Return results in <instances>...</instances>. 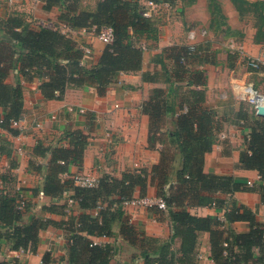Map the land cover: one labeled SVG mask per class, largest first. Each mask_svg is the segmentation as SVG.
Listing matches in <instances>:
<instances>
[{
  "label": "trees",
  "instance_id": "1",
  "mask_svg": "<svg viewBox=\"0 0 264 264\" xmlns=\"http://www.w3.org/2000/svg\"><path fill=\"white\" fill-rule=\"evenodd\" d=\"M42 1L47 9L62 8L60 17L70 26H96L98 29L111 26L114 38L105 46L98 61L86 67L83 48L60 28H36L19 11H12L2 18L0 106L6 107L7 112L0 125L14 135L19 133V128L13 126L12 120L23 115L24 94L21 83L7 82L11 70L19 68L27 78L48 77L40 85L46 98H62L66 88L72 84L89 83L95 85L99 92H104L121 71L142 69L143 50L132 41V33L149 35L154 32L155 35L156 32L151 18L142 15L139 3L134 0H99L92 10L80 8L81 0ZM184 1L188 5L196 0ZM232 1L239 13L243 10L255 12L258 21L255 38L264 43V0ZM209 8L213 20L220 22L224 15L219 1L209 0ZM168 50L175 62L172 74L163 63L165 82L169 86L155 87L151 96L143 102L142 110L151 117V140L162 145L161 159L152 168V179L158 180V196L167 204L165 211L168 210L171 217L173 233L167 240L145 233L138 235L133 224L124 216L122 202L133 198L137 186L145 190L148 185L146 170L127 172L121 178L103 174L94 187H81L74 183L73 178H62L61 175L68 170L69 160H81L87 144L82 131L74 130L67 137L70 147L53 149L42 189L44 194L53 198L72 189L70 197L84 209L77 221L78 226H71L70 264H109L115 253L114 246L95 243L80 231L99 236L112 235L116 219L121 220L123 236L141 247L145 264H196L200 231L210 233L211 256L216 264H264V222L257 219L250 207L230 199L236 191L246 190L247 182L233 175H216L204 170L205 155L216 140V112L206 100L205 69L190 71L186 64L190 59L202 64L214 63V60L198 44L195 52H190L188 44L174 45ZM143 78L149 79V73L144 72ZM251 110L257 122L251 124V133L245 139L242 164L259 171V190L264 202V116ZM177 161L181 167H177ZM171 177L176 183L169 184ZM68 201L62 205L52 204L51 209L66 211ZM187 202L201 205L228 202L227 220L248 221L251 229L247 233L223 229L222 220L191 213ZM155 209L160 208L156 206ZM29 211L26 204L22 208L18 206L15 195H0V240L5 237L13 249L30 248L35 251L39 231L54 222L36 215L25 220ZM177 237L181 239L179 248L172 245ZM257 249L259 255L255 252ZM0 264L21 263L18 259H2Z\"/></svg>",
  "mask_w": 264,
  "mask_h": 264
},
{
  "label": "crops",
  "instance_id": "2",
  "mask_svg": "<svg viewBox=\"0 0 264 264\" xmlns=\"http://www.w3.org/2000/svg\"><path fill=\"white\" fill-rule=\"evenodd\" d=\"M98 1L81 0L80 8L92 10ZM134 1L139 3L141 10L148 2ZM157 1L161 9L151 18L156 29L155 35L154 32L149 35L132 33V41L143 50L142 69L121 71L104 92H99L93 84H72L66 88L62 98H46L40 85L48 77L27 78L19 68L9 73L7 82L22 84L24 111L18 134L14 135L11 130L0 125V195H15L21 208L28 205L30 211L25 220L36 215L53 219L54 222L39 231L35 251L30 248L13 249L11 243L2 237L0 260L18 259L21 264H70L71 226H78L77 221L84 209L77 201H68L72 189L55 198L44 194L42 189L53 149L58 146L70 147L67 137L74 130L82 131L87 144L81 160H69L67 172L61 175L63 179H72L78 172H87L97 177L109 174L121 178L124 173L142 169L148 172V185L145 190L137 186L133 197H144L151 201L159 197L158 180L152 179V168L161 159L162 145L151 140V117L143 112L142 104L151 96L155 87L169 86L165 82L163 63L172 74L175 62L168 48L192 42L187 37L191 28L204 26L209 29L213 23L221 27L222 34L228 39L227 44L223 47L217 33L211 28L206 34L199 33L193 42L207 51L214 63L202 64L190 59L186 64L190 71L205 69L206 100L216 112V140L205 155L204 170L216 175H233L246 181L247 189L236 191L230 199L250 207L257 219L264 222V202L259 190L261 176L258 170L242 164L245 139L251 133V124L257 122L250 106L247 111L249 114L243 111L248 108L243 81L255 78V75L264 76V71L254 72L230 50L229 42L232 38L239 40L245 55L261 60L263 70L264 43L256 40L257 29L252 22L247 23L241 18L232 0H218L224 15L220 22L213 20L209 0H196L188 5L184 0ZM12 11L22 12L26 20L36 28H60L72 37L85 52L83 63L86 67L98 61L107 45L99 38L96 26H87L86 31L74 28L60 17L62 8L47 9L42 0H24L15 4L0 0V20ZM230 32L235 36H231ZM3 35L0 28V37ZM144 72L149 73V79L143 78ZM260 85L264 88V83ZM70 106L74 110H70ZM6 112L7 108L0 106V122ZM19 146L21 151L18 150ZM176 163L177 167H181L178 161ZM172 183H176L174 177L170 179L169 184ZM219 195L225 197L221 193ZM67 201L69 207L66 211L51 209L52 204L62 205ZM188 203V209L193 214L218 217L224 222L221 225L223 229H233L238 233H247L251 229L248 221L227 220L228 202L217 205ZM121 207L125 218L133 224L138 235L145 233L161 240H167L172 235L168 210L155 209L156 205L149 204H122ZM97 212L98 208L94 213ZM112 231V235L100 236L87 231L80 233L99 244L114 246L115 253L109 264H145L141 247L129 242L121 233V220L114 221ZM180 243L181 239L177 237L172 245L179 248ZM255 252L260 254L259 249ZM198 253L196 264H216L211 256L209 231H200Z\"/></svg>",
  "mask_w": 264,
  "mask_h": 264
},
{
  "label": "built area",
  "instance_id": "3",
  "mask_svg": "<svg viewBox=\"0 0 264 264\" xmlns=\"http://www.w3.org/2000/svg\"><path fill=\"white\" fill-rule=\"evenodd\" d=\"M8 4H15L22 2L24 0H4ZM166 2V1H164ZM161 9L160 3L157 0H148L146 7L142 9V15L147 18H152L155 13H158ZM83 31L87 30V27L82 28ZM208 32V28L204 26L200 27H193L191 28L188 33L187 37L190 41L188 43L190 47V52H195L197 48V44L193 41L197 37L199 33L206 34ZM98 36L99 38L104 41L105 43H111L113 41L114 35H113V28L111 26H102L98 29ZM229 48L230 50L237 55L239 59H241L242 62H246L247 66L250 67L254 72H263V63L258 58L253 57H247L245 55V51L243 46L240 44V41L237 39L232 38L229 42ZM89 51V49H87ZM184 61H186L184 59ZM251 71V72H253ZM244 84V97L248 102H250L251 107L255 110V113L257 114V107L259 105H264V92L259 91L256 86L254 85L253 81L249 78L243 81ZM70 110H74L73 106L69 107ZM81 111H84L83 108L80 109ZM258 115V114H257ZM12 124L15 127H20L21 124V118L12 120ZM18 150H22V148L19 146ZM139 171V169H138ZM74 183L81 187H94L99 182V177L92 175L87 172H78L73 176ZM251 183V181H249ZM69 202H73L74 200L69 196ZM123 204H149V205H156L158 208L166 210L167 204L165 200L161 197H158L155 199V201H151L144 197H133L131 199L124 200L122 202ZM95 243H98L97 241H94Z\"/></svg>",
  "mask_w": 264,
  "mask_h": 264
},
{
  "label": "rangeland",
  "instance_id": "4",
  "mask_svg": "<svg viewBox=\"0 0 264 264\" xmlns=\"http://www.w3.org/2000/svg\"><path fill=\"white\" fill-rule=\"evenodd\" d=\"M91 1V0H90ZM8 6V5H6ZM240 16L241 18H243V20H246L247 23H250L252 22L254 27L257 29V16L255 14V12H252V11H248V10H243V12L240 13ZM212 30H215V32L217 33V37L219 39V41L224 45L225 43L227 44V40L225 38V36L222 34V31H221V27H218V25H216V23H213L212 26L210 27ZM209 28V29H210ZM208 29V31H209ZM210 29V30H211ZM232 32H230L229 34H231ZM231 36H235V34H231ZM227 37V36H226ZM225 47V45L223 46ZM251 80L253 81L254 85L256 86V88L261 91V92H264V88L260 85L262 83H264V76H261V75H255V78L254 77H251ZM246 103H248V108H246L245 110L243 111H249V106H250V109L252 108L251 107V104L250 102H248V100H246ZM253 109V108H252ZM254 110V109H253Z\"/></svg>",
  "mask_w": 264,
  "mask_h": 264
},
{
  "label": "water",
  "instance_id": "5",
  "mask_svg": "<svg viewBox=\"0 0 264 264\" xmlns=\"http://www.w3.org/2000/svg\"><path fill=\"white\" fill-rule=\"evenodd\" d=\"M257 114L260 116H264V105H259L257 107Z\"/></svg>",
  "mask_w": 264,
  "mask_h": 264
}]
</instances>
